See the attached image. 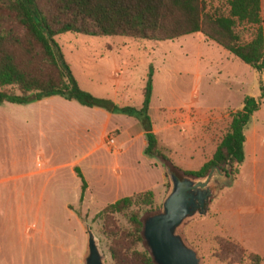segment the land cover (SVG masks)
Masks as SVG:
<instances>
[{"label": "rangeland", "instance_id": "1", "mask_svg": "<svg viewBox=\"0 0 264 264\" xmlns=\"http://www.w3.org/2000/svg\"><path fill=\"white\" fill-rule=\"evenodd\" d=\"M203 1L209 11L225 12V0ZM261 17L264 36V0ZM238 32L246 41L253 26L241 24ZM54 38L79 86L95 96L114 92L118 81L110 75L115 68L122 70L118 105H141L152 65L149 116L159 145L174 167L171 170L182 175H189L184 170L197 169L211 156L228 128L232 111L242 106L245 95L258 100V109L244 128V159L238 173L229 181L225 176L216 177L219 188L206 202V213L187 218L179 231L196 250L201 264H250L240 254L233 259L221 258L218 254L223 253L214 240L218 235L237 242L246 252H256L264 264V68L255 70L199 32L164 41L71 32ZM124 81L129 85L127 96L122 93ZM50 104L72 116V131L64 134L54 126L50 131L41 129L43 133L37 136V130H32L34 135L27 142L16 141L5 150L15 158L18 170L31 167L29 158L37 144L51 154L57 150L58 161L66 162V167L58 165L57 172H25L14 193L6 184L1 185L0 206L12 213L19 209L20 217L19 222L14 215L7 220L0 217V264H83L86 224L104 264H112L96 213L119 197L145 190L153 192V202L140 207L141 216L159 211L170 184L167 167L158 157L144 154L146 140L135 117L112 114L108 125L116 124L115 128L109 127L101 143L95 145L102 113L92 111L94 107L82 109L76 101L67 102L57 95ZM46 105H40L42 116L49 110ZM22 130L25 136L27 130ZM112 137L114 143L109 142ZM91 147L94 149L86 151ZM74 166L87 182L81 200ZM14 173L20 174L0 175L11 177ZM116 217L121 225H127L122 214ZM138 248L147 245L141 243Z\"/></svg>", "mask_w": 264, "mask_h": 264}, {"label": "trees", "instance_id": "2", "mask_svg": "<svg viewBox=\"0 0 264 264\" xmlns=\"http://www.w3.org/2000/svg\"><path fill=\"white\" fill-rule=\"evenodd\" d=\"M241 24L253 26L246 41L238 32ZM64 32L153 41L199 32L255 70L264 68L261 0H225V12L209 11L203 0H0V102L26 103L58 95L88 107L133 116L145 136L144 154L158 157L170 169L174 167L159 145L149 116L152 65L142 89L141 105H118L79 86L54 38ZM258 103L254 96L245 95L242 106L232 111L228 128L211 156L197 169L184 173L204 176L211 166H217L226 177L237 174L244 159V128ZM74 170L80 179L81 200L87 182L78 166ZM152 202L153 192L145 190L119 197L96 213L108 240L112 264H157L144 237V218L139 212L140 207ZM116 214H122L127 225H121ZM214 240L223 253L218 254L221 258L233 259L240 254L250 264H263L259 254L246 252L235 241L219 235ZM141 243L147 248L139 249Z\"/></svg>", "mask_w": 264, "mask_h": 264}, {"label": "crops", "instance_id": "3", "mask_svg": "<svg viewBox=\"0 0 264 264\" xmlns=\"http://www.w3.org/2000/svg\"><path fill=\"white\" fill-rule=\"evenodd\" d=\"M122 70H118V68H115L112 70V77H114L118 81L117 86L111 91H105V93H97L98 95H108L112 97V100L116 103L117 99L116 97L119 94V86H120V81H121V73ZM128 71V70H127ZM129 72V71H128ZM92 76H88L87 79L90 81ZM125 82V83H124ZM121 86L124 87V95H128V83L124 81ZM113 94V95H112ZM56 95L44 97L39 100H33L29 101L26 103H15V102H9V101H3L0 102V146L4 147V152H1V147H0V172H17L20 174H13L11 177L9 175L3 176L0 175V187L1 185L6 184L7 187L9 188V192H17L16 190V184L18 182V179L21 178L23 175H25V172H28L27 174H34L38 173L40 174L41 172H57L58 165L59 167H66V162H60L58 161L59 158L57 157V150H53L52 154L47 151L43 145L37 144L31 152L34 153V155L29 158L30 166L28 169H22L18 170L15 168L14 163H15V158L11 157V154H9L8 151V146L11 143H15L16 141H22V142H27V139H31L33 132L32 130H37L38 133L37 136H40L41 133H43V130L41 129H46L47 131H50L52 127H56V131H60L64 134H67L68 131H72V116L66 112L64 108H61L60 106H55L51 105V99H55ZM58 96V95H57ZM61 97V96H60ZM63 98V97H62ZM64 99V98H63ZM67 102L74 103V100H67ZM42 103L48 104V111L42 116L41 114V107L40 105ZM119 103H121L119 101ZM78 107L86 108L88 106L81 105L79 103L76 104ZM123 105H129V104H123ZM54 107L55 109L51 108ZM88 108H93V107H88ZM97 113H102V121L100 124V130L98 133V141L95 145L101 143L103 140L104 134L107 131L109 127L112 129L115 128L113 127L116 124L108 125L110 119L112 118V114H120V113H112L107 110H105L102 107H96L94 106V110ZM95 112V113H96ZM59 114V115H58ZM125 115V114H123ZM136 121V120H135ZM91 125L90 128L92 130L93 128V123L89 124ZM22 129L27 130L25 133V136L22 135ZM22 132V133H21ZM121 132H118L117 135H120ZM88 135V134H87ZM113 143L115 142V138L112 137ZM6 149V150H5ZM94 147H91L87 149L86 151H91L93 150ZM85 151V152H86ZM84 152V153H85ZM59 163V164H58ZM23 174V175H21ZM44 174V173H43ZM2 176V177H1ZM1 199V197H0ZM2 200V199H1ZM9 208L2 205L0 206V217L6 218L9 217L10 215H14L16 220L19 222V209H16L14 213L11 212L9 214Z\"/></svg>", "mask_w": 264, "mask_h": 264}, {"label": "water", "instance_id": "4", "mask_svg": "<svg viewBox=\"0 0 264 264\" xmlns=\"http://www.w3.org/2000/svg\"><path fill=\"white\" fill-rule=\"evenodd\" d=\"M166 172L169 189L161 209L144 218V237L157 264H201L196 250L188 245L179 228L194 214L206 213V202L219 188L215 178L225 176V171L211 166L204 176L182 175L170 168H166ZM231 179L228 177L227 181ZM86 230L87 250L83 264H104L102 252L88 224Z\"/></svg>", "mask_w": 264, "mask_h": 264}, {"label": "built area", "instance_id": "5", "mask_svg": "<svg viewBox=\"0 0 264 264\" xmlns=\"http://www.w3.org/2000/svg\"><path fill=\"white\" fill-rule=\"evenodd\" d=\"M109 142H110V143H112V142H113V139H112V138H110V139H109Z\"/></svg>", "mask_w": 264, "mask_h": 264}]
</instances>
